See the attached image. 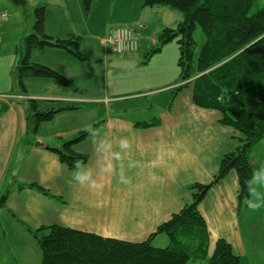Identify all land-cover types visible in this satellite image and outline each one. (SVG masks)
<instances>
[{
  "label": "crops",
  "instance_id": "obj_1",
  "mask_svg": "<svg viewBox=\"0 0 264 264\" xmlns=\"http://www.w3.org/2000/svg\"><path fill=\"white\" fill-rule=\"evenodd\" d=\"M3 1L10 4L6 0ZM106 2L107 0L99 1L101 6L91 4L89 17L86 16V18L92 22L86 25L83 33L78 31L79 20H74L72 17V11L75 8L73 9L71 5L64 4L65 11L55 12L50 16L46 11L45 23L47 35L57 39L79 40L81 47L83 44L81 35L84 36L86 32L89 40L101 39V44L106 49L102 51L105 64L102 80L104 84H101V81L95 83V76H93L88 81L89 90L86 89L88 83L81 82L87 80L96 70H84V64H80V60L66 50L47 47L33 51L32 61L56 70L71 79L73 84L70 87H63L55 81V85H51L49 80L52 79L29 78L25 80L27 93H22L18 87L14 78V69L25 54L23 45L25 36L23 35L29 32L31 26L25 29L22 36L19 37L18 34L15 38L13 32L23 31L24 23L15 22L17 11L13 12L10 7L2 6L0 3V11L9 13L8 20L0 23V110L6 106V110L0 115V203L3 209L11 195L7 197V202H3L2 198L6 194L9 195L11 191L15 199H11L10 211H21L19 207L22 206L30 208L34 205L35 207L37 200H45L47 203H38L40 208L32 209L39 214L38 217H44L52 211L50 207L51 205L55 207L54 202L56 201L61 207L64 205V208H71V211L81 221L90 223L91 228H82L79 231L96 233L105 238H118L140 243L155 232L163 222L171 219L174 213L182 210L186 203L192 201V193L189 191L190 195L187 198L185 191L188 189L186 188L194 183L206 185L213 182V178L220 171L219 166L223 156L238 148L237 139L242 138L243 135L238 136L236 133L238 130L221 124V114L216 115L213 120H206L205 113L194 104L192 97L188 105L182 106L183 109H178L172 103L173 100H178L183 92L181 90L176 95L172 92L173 84L178 81V70L176 74L172 71L171 65L174 62L173 69L178 68L176 62H178L179 49L177 51L178 47L169 46V44L155 55L150 56L149 54L155 48L159 35L165 28H176L182 19L179 12L166 6L144 7L143 0H116V3L120 4L118 9L108 8ZM115 11H117L116 14ZM82 15H84L83 5ZM29 24L31 25V22ZM120 25L133 26L137 29L141 37L137 51L119 54L106 44L108 30L111 26ZM97 29L99 32L96 35ZM89 40L88 43H90ZM109 53L119 56L116 59L118 61L109 60ZM84 56L91 59L89 56ZM144 59L145 61L141 62ZM152 64L154 66L150 68ZM116 72H118L117 76L112 75ZM134 72L138 73L137 77ZM122 74L127 79L133 74V78L124 84L128 91H124L122 84L117 83ZM37 79L45 83H40L39 86L33 85ZM164 94L170 95L166 100L168 108L171 106L168 112L166 103L164 102L162 107L161 99L157 98L158 95L161 97ZM29 99L37 100L41 109L75 107V109L57 114L58 118H63L61 124L67 125H60L62 127L55 132L53 143L51 142L48 147L34 146L37 140L46 141L41 136L43 124L36 134H28ZM91 101H99L97 104H102L107 112L111 111L110 105L116 107L112 117L108 113L101 116L96 115L101 117L98 120L100 123L94 124L92 128L94 131L90 134V136L94 135L99 129L100 132L103 130L109 136H113L110 137L111 142L107 146L108 149H99L100 153L97 154V158L103 156L107 167L104 170L92 167L91 172V174L96 172L101 178L106 187L105 192L98 184L97 186L92 185L91 188L89 163L79 165L76 169H70L67 164L60 161L59 155L52 151V149L62 148L64 139H71L85 130H80L85 128V123L83 121L80 123L77 119L80 118V112H84L83 103L97 105ZM128 101H131L128 105L117 109L121 103ZM157 109L163 110L166 117L163 118L154 113L153 119H146L143 122L134 121L132 118L139 113ZM91 110L97 111L98 109ZM97 113L101 114L99 111ZM155 121L157 124L154 126L137 125ZM194 124L202 126L201 135L195 131ZM209 132L213 135V141ZM90 136L76 144L74 150L77 153L88 155L87 140ZM143 136L146 137L143 139ZM114 137L118 139L127 137L131 143L124 148L117 144ZM257 148L260 151L252 155L261 157L257 159L252 156V167L264 169V143ZM209 152L212 153L213 160L204 157ZM37 157L44 158L52 165L61 164L56 173L48 175L45 184L39 182L35 174V164L32 169L28 166V161L35 160ZM191 165L198 167L192 168L194 176H191L188 170ZM62 167H65V170L67 168L69 174L76 173L83 168V172L89 175L86 190L83 189L80 195L69 194V181L67 182ZM254 172L255 177L250 184V199L251 205H259L256 209L240 201L239 179L234 171L208 190L199 208L209 230L210 243L213 242V250L208 246L207 258L212 256L216 242L222 238L232 245L234 253L241 259L244 248L239 250L241 246L239 244L242 240H246L243 232L251 229L254 224L259 227L257 222L264 220V173L260 174L261 172L255 169ZM163 173L166 175L162 176ZM17 175L21 180L20 186L25 185L23 189H20V186L18 189H13L15 187L13 183L18 182ZM161 181L164 186L160 185ZM61 182L62 186H58ZM93 183L96 182L92 180ZM30 184L36 187L28 186ZM39 188L48 191V194L51 193L49 197L43 193L42 196L39 195L37 191ZM181 188L185 189L181 194V196L185 195V200L175 201L174 197L180 194L178 191L182 190ZM146 190L148 191L145 193ZM45 204L48 208L44 206ZM94 225L97 226V230H94ZM47 226L51 225L42 227ZM118 226L121 228L116 229ZM263 234L259 233V235ZM198 260L201 263L204 261ZM241 264L244 263L241 261Z\"/></svg>",
  "mask_w": 264,
  "mask_h": 264
},
{
  "label": "trees",
  "instance_id": "obj_2",
  "mask_svg": "<svg viewBox=\"0 0 264 264\" xmlns=\"http://www.w3.org/2000/svg\"><path fill=\"white\" fill-rule=\"evenodd\" d=\"M90 1H84L86 11L90 9ZM255 1L143 0L144 7L166 6L182 17L176 28L162 31L149 54L155 55L166 43L178 40L181 73L173 84V95L191 87L192 101L197 107L220 112L221 124L243 135L238 148L223 156L220 171L211 184L216 185L235 170L240 201L246 206L252 203L250 184L255 177L252 154L260 151L257 147L264 143V6L251 13ZM45 8L43 5L35 10L34 33L25 37V54L15 70L14 78L22 93H27L25 80L29 78L52 79L63 87L73 84L56 70L34 63L33 51L55 47L68 51L78 60H85L79 40L57 39L46 34ZM197 27L206 34V41L196 62L193 33ZM28 106V134H36L42 124L51 122L57 114L75 109L71 106L41 109L34 99H29ZM5 110L6 106L0 110V115ZM155 124L157 121L137 125ZM93 131L83 130L71 139H64L62 148L52 151L70 169L87 164L89 156L77 153L74 147ZM28 186L36 187L34 184ZM211 187L199 183L191 185L188 189L192 201L140 243L105 238L59 225L41 227L32 232L42 252L41 264H193L191 261L198 259L204 260L198 264H241L232 245L222 238L216 242L212 256L207 258L209 230L199 208ZM39 189L49 195L46 190ZM162 234L170 244L157 248L153 239Z\"/></svg>",
  "mask_w": 264,
  "mask_h": 264
},
{
  "label": "rangeland",
  "instance_id": "obj_3",
  "mask_svg": "<svg viewBox=\"0 0 264 264\" xmlns=\"http://www.w3.org/2000/svg\"><path fill=\"white\" fill-rule=\"evenodd\" d=\"M8 1L10 4H6L3 0H0V3L2 6H8L10 7L11 11H17V14L15 15V22H17L18 24H21L22 22L24 23V29L23 31L20 32L19 31H14L13 32V36H15V38H17L18 34L19 37L22 36L23 32L25 31V29L28 26H31L29 32H26L25 35L23 36H29L34 32V28H32L33 22L34 21V13L35 10L38 6H45L46 11L48 16L52 15V13L55 12H61L62 10L65 11L64 9V4H67L68 6L71 5V7L74 9L72 11V17H74V20H79V26L78 31H81V33H83L85 31V27L88 23H91L92 20H88L86 18L89 17L88 14L91 11V7H92V3H94L95 5L98 4L99 6H101L99 4V1L101 0H91L90 1V9L89 11L85 10V5H84V1L85 0H34L33 2H25L24 0L22 1H13V0H6ZM74 2V5H73ZM83 5V13L84 15H82V5ZM93 4V5H94ZM107 7L112 9V8H119L118 3H116V0H107L106 2ZM264 6V0H256L254 5L251 7V13H255V11L259 10L260 8H262ZM96 7V6H95ZM112 7V8H111ZM81 11V12H80ZM10 12V13H13ZM117 13V11H115V14ZM179 15H181L179 13ZM31 22V25L29 24ZM99 30L97 29L96 31V35L98 34ZM87 34V32H86ZM86 34L83 36L81 35V38L83 39V44L81 49L83 54L86 56H89V58H85V60H80V64H84L83 65V69L87 71V69H95L96 71L93 72V74L91 76L88 77L87 80L82 81L81 83L87 82L91 79L90 77H94V82L98 83L99 81L102 82L103 80V70L105 68V64L103 61V54L102 51L106 50L104 46H102L101 44V39H88V37L86 36ZM194 40L196 43V48H195V52H194V57H195V61L197 62L198 59V55L200 54V50L203 47V44L206 41V34H204V32L202 31V29L200 27H197L194 31ZM12 37V33L10 35ZM88 40L90 43H88ZM173 42V43H172ZM172 42L166 43L165 45H163L162 47H166L167 45L169 46H175L177 48V51L179 49L178 46V40H174ZM102 46V47H100ZM100 48H102V50H100ZM93 51V53H92ZM101 57V58H99ZM119 56H116L114 54H110L109 53V60H114V61H118L116 60ZM178 57H179V52H178ZM179 60V58H178ZM145 61L142 60L141 62ZM133 63V62H132ZM131 63V64H132ZM176 65L178 67V62H176ZM153 64L150 68H153ZM172 66V71H174L177 74V70H178V75H177V80L180 76L181 73V69L178 68H174V62ZM16 68L14 69V74ZM118 72L116 73H112V75L117 76ZM128 75V73L126 74ZM133 75V74H132ZM132 75L129 76V79H127V77L122 74V77L119 78L118 82L119 84H122L124 91H128V89L124 86V84L126 83L127 80H131L133 77ZM135 77L138 76L137 72H134ZM131 77V78H130ZM43 80H39L37 79L36 81L33 82V85L39 86L41 85L40 83H45L40 82ZM53 81V82H51ZM100 82V83H101ZM116 82V81H115ZM49 83H51V85H55L54 84V80H49ZM101 84H104L103 82ZM89 86L90 84L88 83L86 85V89L89 90ZM19 87V86H18ZM55 87V86H54ZM120 89V88H119ZM87 90V91H88ZM92 90V89H90ZM183 92H181L179 99L178 100H173V104L175 107H178V109H183L182 106L188 105V101L190 100V98L192 97V91L191 88H184L182 90ZM190 92H191V96H190ZM89 94V93H88ZM110 95V94H108ZM88 96V95H86ZM170 97L169 94H164L160 97V95L157 96V98H160V105L163 107L164 102L166 103V100H168ZM176 98V97H175ZM174 98V99H175ZM99 101H91V103H98ZM131 101L128 102H124L120 104V107H118L117 109L123 108L125 105H128ZM83 113L80 112V118H78V122L81 123V121H83L85 123V128H81L80 130H90L93 128L95 123H100V121H98L101 117L102 114H106L108 113L111 117L114 115L115 113V106H111L110 105V112H107V110L104 108V106H102V104H92V105H86L83 103ZM166 107H167V112L170 109V107L168 108V104L166 103ZM91 109H98L97 111H99L101 114H98L97 111L95 110H91ZM173 109V108H172ZM177 109V110H178ZM201 110V109H200ZM203 113H205V118L206 120H213L214 117L216 115L220 116V112L217 111H213V110H208V109H204L202 108ZM154 113H157L158 116H162L163 118L166 117V115L164 114L165 112H163V110H151V111H146L143 113H139L135 116H133L132 118L134 119V121H139V122H143L146 119H153V117L155 116ZM96 115H100V116H96ZM96 116V118H95ZM120 115L118 114V117ZM165 116V117H164ZM75 119V118H74ZM63 120V118H58V115L55 116V118L48 123H44L43 127H42V133L41 136L44 138V140L46 141H41L42 143H45L47 145H51V142L53 143L54 140V134L55 132L58 130V128L62 127L60 125H67V124H61V121ZM195 127V131H197L200 135L202 134V126L199 124H194ZM84 125H82L83 127ZM79 130V131H80ZM156 132V131H153ZM238 134V136H242V134L239 133V131L236 132ZM209 135L211 136V140L213 141V135H211V132H209ZM110 137L113 136H109V134H107L105 131L98 129L97 131H95V134L90 136V138L87 140V152H88V156H89V174H91L92 172V167L94 168H98L101 170H104L107 167V163H105V160H103V156H98L97 158V154L100 153L99 149H108V144L111 142ZM146 136H143V139ZM52 138V139H51ZM160 139H162L160 137ZM114 140L117 141L120 146H122V144L124 142H127V144L131 143V140L128 139L127 137H125L124 139H122V137H120L119 139L114 137ZM39 141V140H37ZM237 141H239V138L237 139ZM236 141V142H237ZM136 141H134L135 143ZM172 142V141H171ZM220 144V143H219ZM226 147V146H224ZM223 147V148H224ZM211 152L207 153L204 157L208 158L210 160H213L212 156H211ZM261 154V153H260ZM253 158L257 157L252 155ZM261 156H258V158H260ZM103 160V161H102ZM159 160H157L158 162ZM35 164V174L38 176L39 182H41L42 184H45L46 182V178H48L50 173H56L59 168L61 167V164L58 166V164L56 165H52L50 162L46 161L44 158L42 157H37L35 158V160H30L28 161V166L29 168H33ZM164 167V166H162ZM220 167V166H219ZM192 168H198L197 165H191V167L188 168V170H190V175L194 176L193 170ZM255 170H259L262 174L264 173V169L259 168V167H255ZM63 173L64 175L67 177V182L69 181V194L72 196H78L82 193L83 189L86 190V187L88 185V180L84 181L83 183L77 181L76 179H74V176L77 173H81L82 175H86L83 172V168H80L78 172L73 173V174H69V172H67V168L65 170V167H62ZM234 172H236L235 170H233ZM177 173H179V171H177ZM166 174H162V176H164ZM92 178V179H91ZM91 178H90V186L92 188V185L97 186L100 185L101 189L103 192H105V185L103 183V181L101 180L100 177H98V174H96V172H93L91 174ZM18 182L17 183H13V187L11 185V187H13V189H18L20 186V178L19 175H17V179ZM20 180V181H19ZM92 180L96 183L92 184ZM26 182H29L26 180ZM168 184L170 183L169 181L167 182ZM142 186L144 187V184L141 183ZM206 184V185H210ZM17 185V187H16ZM58 185V184H57ZM56 185V186H57ZM160 185L164 186L163 181L160 182ZM55 186V188H56ZM58 186H62V182L61 184H59ZM189 188V187H188ZM186 188V189H188ZM124 189V188H123ZM122 189V191H123ZM182 189V188H181ZM39 189L37 191H39V195L42 196L43 191ZM148 190L144 191L145 193ZM185 191V189L183 188L182 190H179L178 192L180 194L176 195L174 197L175 201H179L181 200L182 202L185 200L184 196H181V194H183ZM12 192V191H11ZM9 193V195H5L4 196V200L3 202H7V197L11 195L10 200L7 202V205L2 209L1 208V204L0 203V264H41L42 262V252L37 244L36 238L34 237V234L32 233L33 231L41 228L43 225H52V224H57L59 226H64V227H69V228H73V229H89L90 227V223L89 222H84L81 221L80 219H78L75 215V213H73L71 211V208H64V205H62V207L60 206L59 203H57L56 201L54 202V205H51L50 209L52 210L50 213L46 214L44 217L43 216H39V214L32 209H38V207L40 208V204L38 203H43L46 202L45 200H37L35 202V207L34 205H31L30 208L29 206L27 208L19 207V210L21 211H17V210H12L10 211L9 209L12 208L10 206V202L11 199H15L12 193ZM98 192V191H97ZM185 193H187V198L189 197L190 193H189V189L185 191ZM99 194V192H98ZM13 196V198H12ZM193 199V197H192ZM38 204V205H37ZM45 207L48 208V206L45 204ZM53 206V207H52ZM34 207V208H33ZM40 210V209H39ZM26 214V215H25ZM30 216V217H29ZM28 218H31L30 220H28ZM129 219H131L130 217H128ZM127 218V219H128ZM95 224V223H94ZM257 224H259V227H257V225H253L251 227V229L247 230L245 233L243 232V236L246 238V240H242L241 245L239 247V250L242 249V247L244 248V250H242L241 252L243 253V257L242 259V263L244 264H264V234L263 235H259V233H264V220L263 221H258ZM121 228V226L116 227V229ZM125 228V227H124ZM94 230H97V226L94 225ZM257 230H260L257 232ZM258 242V243H257ZM170 244V240L167 238V236H165L164 234L162 235H158L157 237H155L153 239V245L157 248H163L166 247ZM244 244V245H243ZM213 242L210 243L209 248L211 250H213ZM193 264L195 263H199V260H197L196 262H194L193 260L191 261Z\"/></svg>",
  "mask_w": 264,
  "mask_h": 264
},
{
  "label": "built area",
  "instance_id": "obj_4",
  "mask_svg": "<svg viewBox=\"0 0 264 264\" xmlns=\"http://www.w3.org/2000/svg\"><path fill=\"white\" fill-rule=\"evenodd\" d=\"M32 1V0H28ZM7 19V13L0 11V22ZM106 44L117 53H132L139 49L140 37L137 29L129 26H113L108 30Z\"/></svg>",
  "mask_w": 264,
  "mask_h": 264
},
{
  "label": "clouds",
  "instance_id": "obj_5",
  "mask_svg": "<svg viewBox=\"0 0 264 264\" xmlns=\"http://www.w3.org/2000/svg\"><path fill=\"white\" fill-rule=\"evenodd\" d=\"M122 147L127 148V147H128L127 142H124V143L122 144ZM74 179H76L77 181L83 183L84 181H86V180L89 179V175H82L81 173H77V174L74 176ZM251 207H252L253 209H256V208L259 207V205H258V204H252Z\"/></svg>",
  "mask_w": 264,
  "mask_h": 264
},
{
  "label": "water",
  "instance_id": "obj_6",
  "mask_svg": "<svg viewBox=\"0 0 264 264\" xmlns=\"http://www.w3.org/2000/svg\"><path fill=\"white\" fill-rule=\"evenodd\" d=\"M13 1H19V0H13ZM34 146H35V147H48L47 144L42 143V142H40V141H36V142L34 143ZM211 186H212V184L208 185V187H211Z\"/></svg>",
  "mask_w": 264,
  "mask_h": 264
},
{
  "label": "bare ground",
  "instance_id": "obj_7",
  "mask_svg": "<svg viewBox=\"0 0 264 264\" xmlns=\"http://www.w3.org/2000/svg\"><path fill=\"white\" fill-rule=\"evenodd\" d=\"M34 184H35V183H34ZM30 185H31V184H30ZM21 187H22V186H21ZM30 187H31V186H30ZM33 187H34V186H33ZM22 188H23V187H22ZM40 191H41V190H40ZM47 192H48V191H47ZM43 194H44V192H43ZM50 194H51V193H50ZM50 194H49V195H50ZM49 195H48V197H49ZM40 229H41V228H40Z\"/></svg>",
  "mask_w": 264,
  "mask_h": 264
}]
</instances>
